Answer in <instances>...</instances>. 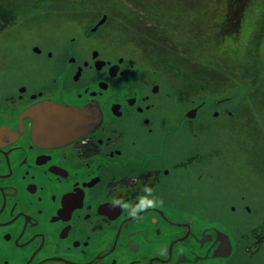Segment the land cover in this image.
Returning a JSON list of instances; mask_svg holds the SVG:
<instances>
[{
	"label": "flooded vegetation",
	"instance_id": "1",
	"mask_svg": "<svg viewBox=\"0 0 264 264\" xmlns=\"http://www.w3.org/2000/svg\"><path fill=\"white\" fill-rule=\"evenodd\" d=\"M23 10L11 26L40 32L0 56V264H255L264 223L237 229L249 193L207 208L218 170L239 191L235 105L191 100L178 72L128 50L134 13Z\"/></svg>",
	"mask_w": 264,
	"mask_h": 264
},
{
	"label": "trees",
	"instance_id": "2",
	"mask_svg": "<svg viewBox=\"0 0 264 264\" xmlns=\"http://www.w3.org/2000/svg\"><path fill=\"white\" fill-rule=\"evenodd\" d=\"M189 1L190 0H110V4L107 5L106 9L112 11H120L122 9H142V11L140 13L138 12V15L136 14L131 20L132 27L129 28L131 34H133V37L136 38V40L141 42L140 46L145 50H150L151 54L157 55V57L165 53L169 56H174V58L164 56L160 59L165 64H168V66L170 65L172 69H178L180 85L183 88H187L186 93L191 100L195 101L199 99L198 95L200 96L202 92L208 96H219L224 94L221 87L223 86L222 88H225L224 84L226 85V82H224V79L227 77L222 73L220 65H224L229 72L230 78H227L229 79L228 83L233 80V74L238 70L239 76L242 75L247 78L250 82V87L252 88L248 93H246L245 89L237 92L238 102H246L245 108L248 109L249 112L252 111L249 107L254 108V113H249V115L253 117L251 120L253 127L255 128L252 133L255 134V132H262V135L264 136V47H259L262 36L261 32L260 34L258 33L259 28L263 25L262 23L264 21V9H261L262 12L259 13L258 10L260 9H255V5L250 4L251 7L247 5L246 1L250 2L251 0H234V2L232 1L233 4L226 3V7L228 5H234L237 8L232 9H235V12L238 14L243 15L239 26L236 25L235 20L232 21L233 18L230 8L227 16L228 21L225 23L214 20L213 23L215 26L206 27L205 29H199L196 24H194L195 26H189L190 31H192V29H197L199 31L197 32L198 37L205 34L204 32L210 34V37L205 39L206 42H204L202 46L207 45L211 52H218L219 54V51L224 50L225 55L229 56V60L225 59L222 55L217 56L220 59V63L218 64L205 54H202L203 56L200 57L196 54L193 55L192 53H189L187 47H182V50L188 53L191 57L187 55L184 56V59L175 57L176 54H178L177 51H179L177 49L178 45L174 41V36L173 38H170L169 35L165 33V29L167 27L168 30H183L184 27L179 23L181 15L162 9H188L186 5L189 4ZM98 2L100 1L40 0L36 6H34L35 3L31 4V6L34 7L29 9H36L37 7H40V9H70L64 10L63 14L68 15L75 13L81 15L89 13L94 15L95 12H103L104 10L98 9V7L104 5L103 3ZM172 3L173 5L176 3V5L172 6ZM199 3L202 5L201 2ZM22 4V2L11 3L10 0V3H5L7 6H0V19H5L4 17L8 15L7 12H10V23L14 24V18H16V15L13 13L12 9H18L24 5ZM196 6H198V0H191L190 6L188 7L197 8ZM209 10L210 9H198L195 11V14L198 18L204 20L207 19L206 12L212 13V11ZM170 16H175L178 20L171 23L169 20ZM251 23H253V26L250 38L241 36L240 30L242 29V26L247 25L248 27ZM155 24H158V26ZM4 26L5 24L0 21V28ZM166 40L171 42V46L167 45ZM232 68H234V71ZM239 115L241 114L239 113ZM239 117L241 118V116ZM245 117L247 118L249 116ZM241 121L243 124L246 123L243 119H241ZM248 126H250V124ZM256 142L258 143L257 140Z\"/></svg>",
	"mask_w": 264,
	"mask_h": 264
},
{
	"label": "rangeland",
	"instance_id": "3",
	"mask_svg": "<svg viewBox=\"0 0 264 264\" xmlns=\"http://www.w3.org/2000/svg\"><path fill=\"white\" fill-rule=\"evenodd\" d=\"M39 1L40 0H11V3L22 2L24 5L22 4L23 6L21 5L22 7H19L18 9H20L24 13L23 9L33 8L39 3ZM98 1H100L98 3L104 4L103 6L98 7V9H104L103 12H107L110 10V9H106L107 5L110 4V0H98ZM190 1L189 4L186 5L188 9H162L171 13H178L181 15V18L179 19V23L182 27H184L183 30H168L167 27L165 29V33H167L170 38H173L174 36V41L178 45L177 49L179 51H177L178 54H176L175 57L179 59H184V56L186 55L190 56L188 53L182 50V47H187L189 49V53H192L193 55L196 54L200 57L203 56L202 54H205L209 58H212V61L218 64L220 63V59L217 56L222 55L225 59L229 60V56L225 55L224 50L219 51L220 52L219 54L218 52L216 53L211 52L208 49L207 45L202 46V44L206 42L205 39L210 37L209 33L206 34V32H204L205 34L198 37L197 32L199 31L197 29H192V31H190L189 26L191 25L195 26L194 24H196L199 29H205L206 27L215 26V24L213 23L214 20L225 23L228 21L227 16H228L229 8L231 9V13H232V18H233L232 21L235 20L236 25L239 26V23L241 22L243 15L238 14L237 12H235V9H232V8H237L234 5L233 6L228 5L226 7V3L233 4L234 0H198V6H196L197 8L194 7L189 8L188 6H190ZM256 1L255 0H251L250 2L246 1V3L249 7H251V5H255V9H260L258 11L259 13H261L262 12L261 9H264V1H260V0H256ZM199 2H201L202 5ZM5 3H10V0H0V6L3 7ZM31 4H34V6H31ZM175 5L176 3L174 5L172 3V6ZM36 9H40V7H37ZM198 9H202V10L210 9L209 11H212V13L214 14L206 12L205 14L207 16V19L203 20L198 18L195 14V11ZM12 10L13 13L18 12L17 9H12ZM122 10H125L128 13H134L135 15L136 14L138 15V12L140 13L142 11V9H122ZM101 12L102 11L95 12L93 16L96 15L99 16L101 15ZM109 12H112V10H110ZM7 13L8 15L4 17L5 19L2 18L0 19L1 23L5 24L4 26L5 28L4 27L0 28V54H2L0 55L1 58L6 59L13 54H30L31 51L29 50V43L32 41L34 36H38V33L40 32L39 28L31 21L29 22L27 21L24 23L20 21L15 25L11 26L12 24L10 23V12ZM14 20L16 21L17 18H14ZM169 20L172 23L177 21L178 18H176L175 16H170ZM55 22L56 20L53 21V23ZM46 23L48 26L45 27V30L47 33H49L50 32L49 19H46ZM22 24H24L25 26H22ZM262 24L263 25L260 26L258 31L259 34L261 32V36H262V40L261 43H259V47H264V21ZM155 25L158 26V24ZM252 26L253 23H251L250 26L248 27L247 25L242 26V29L240 30L241 36L245 38H250V36L252 35L251 32ZM9 30L11 31V35L9 34ZM2 32L4 33L1 34ZM44 33L45 32L43 30V34ZM126 36L128 40V44L126 48L128 50L130 49L131 51L137 50V45H138L142 50L141 53L149 56L148 61H150L151 63H153L152 61L158 62V60L161 62L162 60L160 58L164 56L174 58V56H169L167 55V53L162 54L161 56L158 57L157 55L151 54L150 50H145L143 47L140 46L141 43L140 41L134 40L130 30H127ZM166 43L167 45L171 46L170 41L166 40ZM137 53L138 52L133 51L132 56L138 55ZM151 55H153L155 59H153ZM162 63L164 62L162 61ZM163 67L166 68L168 71L176 72V73L178 72L177 68L172 69L170 65L168 66V64H166V66ZM220 69L227 78H230L229 72L226 70L224 65H220ZM232 69L234 71V68ZM3 70L4 71H2V67L0 66V80L5 81V73L2 74L1 72L10 71V67H7L6 69L3 68ZM227 78L224 79V82H226V85L224 84L225 88H222L223 86L221 87L222 92L224 94H221L219 96L218 95L208 96L202 92L200 96L198 95L199 99H197L196 101H200V102L204 101V102H212V103L214 102L216 106H220L219 103H222V105H225V107L230 110H231L230 106L231 104H233L237 109L236 113L233 111V115L229 116L231 118H234L235 121H237L238 119V121L237 123H234L235 125L234 126L235 135L233 138L234 142H232L233 144L232 153H229V155L232 157L228 159L233 160V163L231 165L232 167L234 166L235 168L234 173H236L238 176L234 180L235 182L238 183L237 188L239 191H235L236 190L235 188H233V190H230V188H226V186L220 187L219 186L220 170H218V182H217L216 174H212L207 179V184H206L207 198H208L207 208L208 210H214V208L215 209L217 208V203L211 201V199L220 197L221 190H227L228 192H232L233 194H235V198H239V196L243 194L247 196V192H248L249 199L251 201L250 204L253 206L252 207L253 213L252 215H248L244 213L242 215L244 216V218L240 219L237 225L238 226L237 229L240 228L241 230L244 228V231H247L248 227L252 224L256 228V225L264 223V144H263L264 136L262 135V132L261 133L255 132V134L252 133V131H254L255 128L253 127V123L251 120L253 117L250 116L249 113H254L253 112L254 108L249 107L252 110L251 112H249V110L245 108L246 102H238L237 92L245 89L246 93H248V91L252 89L250 87V82L248 81L247 78L243 77L242 75L239 76L238 70L237 72H235V74H233V80H231L230 83H228L229 79ZM239 113L241 115H239ZM239 116H241V118ZM245 116H249V117L246 118ZM208 119L210 120L211 117H208ZM241 119H243V121L246 123L245 124L241 123L242 122ZM220 120L221 119L218 118V120L215 122H220ZM249 124L250 126H248ZM223 128H225V126H223ZM224 132L225 129L222 130L223 135ZM256 140L258 141V143L256 142ZM226 144L230 146V140ZM212 168L213 165L208 164L207 169L209 170ZM220 262L221 264H225V259H223ZM254 262L255 264H264V246L260 247V249L255 253Z\"/></svg>",
	"mask_w": 264,
	"mask_h": 264
},
{
	"label": "water",
	"instance_id": "4",
	"mask_svg": "<svg viewBox=\"0 0 264 264\" xmlns=\"http://www.w3.org/2000/svg\"><path fill=\"white\" fill-rule=\"evenodd\" d=\"M103 20H104V17L99 21V23L102 22ZM94 28H95V27H93L92 29H94ZM35 49H37V48L35 47ZM57 109H58L60 112L63 113L61 116H59V118H61L62 120H63L64 117H65V113L71 111L70 109H68V108L65 107V106L58 107ZM74 121H75V123H80V122H78L77 120H74ZM76 125H77V124H76Z\"/></svg>",
	"mask_w": 264,
	"mask_h": 264
},
{
	"label": "clouds",
	"instance_id": "5",
	"mask_svg": "<svg viewBox=\"0 0 264 264\" xmlns=\"http://www.w3.org/2000/svg\"><path fill=\"white\" fill-rule=\"evenodd\" d=\"M115 203H120L119 201H115Z\"/></svg>",
	"mask_w": 264,
	"mask_h": 264
}]
</instances>
